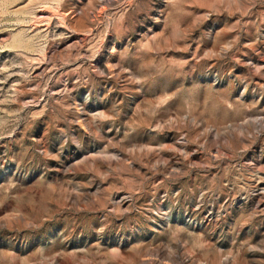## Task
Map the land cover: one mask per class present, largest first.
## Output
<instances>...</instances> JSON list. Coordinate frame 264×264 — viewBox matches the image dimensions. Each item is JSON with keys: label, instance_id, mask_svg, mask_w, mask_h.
I'll use <instances>...</instances> for the list:
<instances>
[{"label": "rangeland", "instance_id": "374dc122", "mask_svg": "<svg viewBox=\"0 0 264 264\" xmlns=\"http://www.w3.org/2000/svg\"><path fill=\"white\" fill-rule=\"evenodd\" d=\"M264 0H0V264H264Z\"/></svg>", "mask_w": 264, "mask_h": 264}, {"label": "bare ground", "instance_id": "6f19581e", "mask_svg": "<svg viewBox=\"0 0 264 264\" xmlns=\"http://www.w3.org/2000/svg\"><path fill=\"white\" fill-rule=\"evenodd\" d=\"M261 125V124H260ZM257 132L259 133L261 139H264V127L261 125L258 128H256ZM264 193V191H262Z\"/></svg>", "mask_w": 264, "mask_h": 264}]
</instances>
